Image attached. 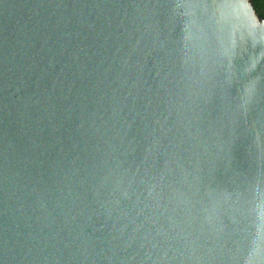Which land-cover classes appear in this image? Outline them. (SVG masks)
Listing matches in <instances>:
<instances>
[{"label": "water", "instance_id": "1", "mask_svg": "<svg viewBox=\"0 0 264 264\" xmlns=\"http://www.w3.org/2000/svg\"><path fill=\"white\" fill-rule=\"evenodd\" d=\"M262 0H0V264H264Z\"/></svg>", "mask_w": 264, "mask_h": 264}, {"label": "rangeland", "instance_id": "2", "mask_svg": "<svg viewBox=\"0 0 264 264\" xmlns=\"http://www.w3.org/2000/svg\"><path fill=\"white\" fill-rule=\"evenodd\" d=\"M262 9L261 10H264V0H262Z\"/></svg>", "mask_w": 264, "mask_h": 264}]
</instances>
